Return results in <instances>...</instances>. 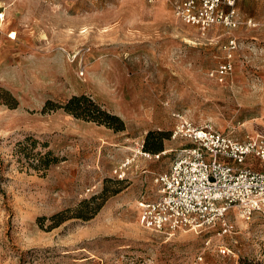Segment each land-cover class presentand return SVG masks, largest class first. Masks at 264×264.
<instances>
[{"label": "rangeland", "instance_id": "1", "mask_svg": "<svg viewBox=\"0 0 264 264\" xmlns=\"http://www.w3.org/2000/svg\"><path fill=\"white\" fill-rule=\"evenodd\" d=\"M236 7L253 26L203 34L165 1L0 0V264H264V212L173 235L140 222L190 145L175 114L264 135V0ZM231 39L232 73L211 76ZM73 96L122 122L44 112Z\"/></svg>", "mask_w": 264, "mask_h": 264}, {"label": "built area", "instance_id": "2", "mask_svg": "<svg viewBox=\"0 0 264 264\" xmlns=\"http://www.w3.org/2000/svg\"><path fill=\"white\" fill-rule=\"evenodd\" d=\"M149 1L169 3L182 22L203 34L214 26L234 30L254 25L241 20L238 0ZM236 48L231 39L225 62L211 76L232 73ZM174 116V137L190 145L182 148L168 171L154 177L158 198L140 203L142 226L165 235L202 232L224 221L232 209L247 218L254 211L264 212V135L240 139L211 124L196 125L180 113Z\"/></svg>", "mask_w": 264, "mask_h": 264}, {"label": "trees", "instance_id": "3", "mask_svg": "<svg viewBox=\"0 0 264 264\" xmlns=\"http://www.w3.org/2000/svg\"><path fill=\"white\" fill-rule=\"evenodd\" d=\"M63 108L68 113L74 115L78 118H86L88 120H92L98 122L99 124L107 125L109 127H114L113 121L122 122L119 117L106 113L101 108H99L92 99L86 96H73L66 104L57 105L53 102H48L45 106L44 112H49L52 110ZM121 130L122 128H117ZM146 150H150L153 152L161 151V145H157L156 147H149L148 142L145 146ZM52 152L49 151L45 154V156L41 157L40 162L41 165L50 166L51 163L57 162L58 157H51ZM46 218H40L39 222H43Z\"/></svg>", "mask_w": 264, "mask_h": 264}, {"label": "bare ground", "instance_id": "4", "mask_svg": "<svg viewBox=\"0 0 264 264\" xmlns=\"http://www.w3.org/2000/svg\"><path fill=\"white\" fill-rule=\"evenodd\" d=\"M13 36H14V34H13Z\"/></svg>", "mask_w": 264, "mask_h": 264}]
</instances>
